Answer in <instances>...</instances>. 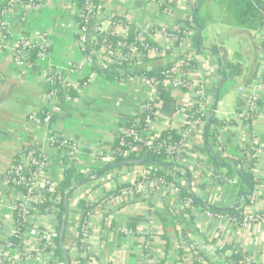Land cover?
<instances>
[{
	"label": "crops",
	"instance_id": "0c3cea01",
	"mask_svg": "<svg viewBox=\"0 0 264 264\" xmlns=\"http://www.w3.org/2000/svg\"><path fill=\"white\" fill-rule=\"evenodd\" d=\"M3 1L0 0V5ZM38 1L41 6L28 8L23 20L13 12L4 17L10 39L2 42V49L6 51L0 50V251L4 250L14 230L15 203L23 197L5 181L4 174L14 155L25 148L46 154L49 160L43 177L59 181L64 165L50 143L51 136L58 134L76 145L78 170L89 174L102 167L100 156L103 151H111L119 124L131 121L142 112V105L151 94L150 87L138 78L109 81L91 74V64L77 40V24L72 13L75 0ZM98 1L106 13L114 12L134 24L157 16L147 0ZM177 6L179 11L184 10L182 2ZM202 8V15L209 18L203 31L205 46L226 52L231 61L243 67L244 75L219 85L224 80L218 62L209 53L196 55L197 68L188 73L191 87L187 92L172 91L166 101L157 103L156 120L150 124L149 132L158 135L168 127H184L185 111L194 102L199 86H203L206 106L211 112L215 109L213 114L218 120L228 122L219 128L220 145L215 144L212 131L208 140L217 157L231 165L221 169L223 174L230 172L229 181L220 184L213 169L204 165L203 173L201 170L191 172L188 185L194 195L211 206L235 209L240 199L242 201L237 187L242 175L240 166L230 163L240 157L247 164L250 162L240 148L264 151V94L257 97L252 119L243 122L236 119L238 112L248 109L252 84L258 74L264 72V51L255 32L224 24L222 11L212 0L206 1ZM108 27L106 24L105 29ZM43 34L50 53L38 62L39 70L24 69L16 64L12 55L16 42L20 39L36 42ZM157 43L164 45L166 40L159 37ZM167 61L169 59H158L150 65L154 68ZM53 67L64 70L75 67L68 74V80L78 93L77 99L60 105L57 110L44 89L46 75ZM87 78L88 84L81 86L80 82ZM46 109L53 113L48 123L37 124L30 120L32 115ZM207 142L205 129L199 126L190 139L184 163L192 167L203 164L208 159ZM139 171V167H120L73 193L64 244L70 250L71 263L48 259L47 264H82L81 258L86 254L92 264H176L183 241L204 252L209 264H224L223 258L228 259L232 253L247 255L254 264H264V222H246L237 227L228 217L212 215L200 207H193L190 216L176 195L159 186L127 205L111 206L108 197L118 186L132 184ZM252 173L257 185L253 192L254 204L249 210L264 211V158L256 163ZM81 200L93 203L85 253H80L76 246V229L82 218ZM55 224V219L48 216L30 218L24 245L38 250L42 234H53ZM46 258L42 256L39 260L18 264H45L43 259Z\"/></svg>",
	"mask_w": 264,
	"mask_h": 264
},
{
	"label": "trees",
	"instance_id": "16d2710c",
	"mask_svg": "<svg viewBox=\"0 0 264 264\" xmlns=\"http://www.w3.org/2000/svg\"><path fill=\"white\" fill-rule=\"evenodd\" d=\"M208 0H202L201 5L198 11V21L200 26L202 27V34L197 44V39L194 37V52L196 55L198 54H205L209 53L217 62L218 60L221 61L222 67L220 68V73L223 79V70L226 73L227 81H232L235 78H239L244 75V69L239 63H235L231 61L226 52H223L218 47H211L210 49L205 46V37L203 31H205L207 26L208 17H204L201 13L202 6ZM216 3L222 10V18L224 24L229 27L243 29L251 32L257 33L263 23H264V0H212ZM15 3L19 6L23 5H31L33 7L41 6V2L38 0H4L3 3L0 5V35L4 36L5 40L10 39L9 29L6 26H3V16L5 12L14 7ZM192 5L195 6V0H192ZM101 3L98 0H75V7L80 12V15H75L74 20L76 21L77 28L79 27H87L88 32L95 34V27L97 26L94 20L95 17L98 15L99 7ZM25 9V8H24ZM25 11L21 14V20L24 19ZM193 24L186 21V25L189 28H194L197 31V24L195 23V18L193 19ZM124 24L129 25L130 32H129V40L133 41L136 35V27L132 24H128L124 21ZM193 25L194 27H191ZM185 29H179L178 32L175 34L177 35L178 40L176 41V45L178 46L183 39ZM106 35H100L99 40L103 41ZM78 39V35H77ZM117 37H111V41L117 40ZM153 46V45H152ZM155 46V45H154ZM2 43L0 42V50L5 52V49H2ZM19 50L20 47H16L13 52V60L17 64L19 62ZM94 50V44L86 43L85 49L83 54L85 57L91 59V74H98L109 81H121L122 79L126 78H136V77H143L146 79L156 78L160 82L159 86L157 87V97L156 103H160L161 101H166L170 96V91H167L163 88V83L166 80H174L172 75V68L174 67V62H165V64L154 66L152 70H146L143 67L141 68H127V67H110L109 70H112L113 73L110 74L108 72L103 71V67L99 66L96 59L92 58V51ZM41 53L49 54L50 48L49 46H40L35 45L33 50L27 55L24 62H22L26 67L31 66L35 70H39V66L37 61ZM169 53V52H168ZM144 60L147 61L148 59L144 56ZM189 69H196L197 65L194 61H189L188 63ZM220 67V66H219ZM75 68V67H73ZM56 72V68L51 69L50 77H53L54 73ZM118 72L119 74H116ZM264 77V73H263ZM2 75H0V79ZM221 79V80H222ZM89 78L84 79L80 82L81 86H85L88 84ZM184 87L182 91H185L189 82L186 79H183ZM221 82V81H220ZM251 82V81H250ZM223 83V82H222ZM222 83H219L222 84ZM45 93L50 95L55 93L57 101L59 104H63L65 101L66 93L70 94L72 99L78 98V93L74 88H71L67 91L66 87L56 79H54L53 83L44 84ZM54 105V110L59 109L60 105ZM198 107H194L189 111H186L188 116L189 122L195 121L197 118L200 117V114L197 112ZM50 113L49 111L42 110L36 115L37 118L43 120L46 115ZM152 117L154 118L153 112L151 110L145 111L143 113L138 114L135 119L137 122H121L119 124L118 131L114 134L113 139V146L111 147V153H113L114 159L105 165L102 168H97L96 170L92 171L88 177L86 174L80 172L78 170V165L76 160H73L71 163L68 162V157L63 158V175L61 179L57 182V186L55 188H51V183H47V186L43 190L44 199L40 202L33 203L32 211L30 212V216H35L36 212L38 211L42 215H55V228H56V236L53 240L52 244H47L46 241H43L39 246L38 250L35 252H30V256L32 258L37 257L38 253L46 254L50 253L53 254L56 262H67L71 263L70 259V250L64 246L66 236H67V226H68V219L66 222V227L63 229L62 223L65 220L66 208L69 217V210H70V200L72 199L73 193L81 188L82 186L90 183L93 179L90 176L98 178H102L107 174L113 172V170L124 167H145L148 171L145 177L139 176L137 180L132 184H124L118 186L115 191L112 193H117L122 188H130L132 190H136L137 184L141 181H148V182H155V181H164L165 184H175L174 177H191V171L188 167L179 163V157L176 154H170L168 152L169 146L177 147L181 145L185 138L179 133V131L175 128L167 129L160 132L154 140V147L151 149L146 147L143 143L135 142L129 134L134 132H139L143 129L149 130V124L147 122V118ZM227 121L218 120V118L213 115L210 111L209 119L207 121L205 129V136L208 146V159L203 163L195 167L197 170H201L203 173L204 165L208 168H212L213 172L218 179L220 184L226 183L229 181V173L223 174L222 170L224 166L230 167L231 165H227L221 159L217 157V155L212 151L211 144L209 142L208 135L212 131L214 136H219V128L227 125ZM127 129L128 133H124L123 130ZM54 136H58L55 141L51 142L52 147L56 148L57 151L60 153L62 151V146L64 140L58 134H53ZM164 143L163 146L159 147L160 144ZM130 146L136 147V151L130 153V155L125 156L124 152L129 150ZM239 148V147H238ZM244 155H247L248 152L251 153L250 162L247 164L243 161V158H237L233 160L230 164H237L240 166L241 180L237 181L238 193L239 196L242 197L241 206L238 209H222L215 206H211L207 201L202 200L201 198L197 197L193 194L191 186L188 185V181L185 185L179 186V194L178 200L180 204L184 206V210L186 213H189L192 216V208L193 207H200L212 215L215 216H225L228 217L232 222L238 227L241 226L245 221L244 216V207L252 204L253 193L250 195L248 194L249 191L255 190L257 185V180L252 173V170L255 168L256 163L260 160L258 156H256V152L250 149L246 151L244 148H240ZM32 154V156L40 161L44 162L47 160V155L40 154V153H33L30 148H25L22 152H19L14 155L11 166L5 172V181L7 183L19 190L22 194H26L29 189V182L33 175L36 173L35 165L30 166V171L23 174L24 182L20 185H17L18 177H12L9 175V171L19 165V160L25 156ZM106 151L102 152L100 158L106 155ZM244 166H247L244 169ZM203 170V171H202ZM154 189V188H153ZM70 190H72L70 192ZM70 192V193H69ZM139 195V194H137ZM18 203V202H16ZM190 203V207H187L186 204ZM79 210L82 213L81 222L76 229L77 239H76V246L80 253H85V244L82 243L81 238L84 236V231L88 226L89 216L93 211V207L89 206L84 200H81L79 204ZM175 222L177 223V218L175 217ZM25 218L21 214L20 210L17 208L14 211V230L11 235L8 236V244L5 247L6 250L11 248H17L21 253V256L25 258L26 251L23 249V235L25 232ZM62 230H64V234H62ZM198 252L199 258H204L207 262H209L208 256L204 252ZM183 254L184 251L182 248L179 249L176 264H181L183 262ZM89 256H85V258H81L82 264H87ZM229 264H240L241 262V255L239 253H232L228 257ZM163 264V263H162ZM165 264V263H164ZM198 264V263H197Z\"/></svg>",
	"mask_w": 264,
	"mask_h": 264
},
{
	"label": "built area",
	"instance_id": "2783aa9c",
	"mask_svg": "<svg viewBox=\"0 0 264 264\" xmlns=\"http://www.w3.org/2000/svg\"><path fill=\"white\" fill-rule=\"evenodd\" d=\"M147 1L153 6L155 10L154 12L157 13V16L155 19L150 18L149 20H145L143 22H140L139 24L136 23L137 21L135 22L136 24H134L131 21L127 20L124 16H120L114 12L106 13L104 7L101 5L98 10V15L95 17L94 20L95 22H93L97 25L94 29L95 34L88 32L87 27L78 26L77 40L80 44V47L82 48V51H84L86 43L93 42L94 50L92 51V56H93L92 58L96 59L99 66L106 69H109L110 67H127V68L143 67L146 70H152L153 67L150 65V62L158 59H169V62L175 63L174 67L172 68V75L174 77V80H166L162 84L163 88L170 92L183 90L184 87L183 79H186L189 82V84L186 87L187 89L185 90V92H187V90L191 87V82L188 79V73L190 71L188 67V63L189 61H194L196 56L194 52V42H193L194 37H196V30L194 28H189L185 22L188 21L190 22V24H193L195 6L192 5V0H147ZM179 2L183 3L184 10L182 11H179L178 9L177 4H179ZM38 7L40 6L37 7H33L31 5L19 6L17 3H15L13 8L5 12L2 18L3 26L8 27L9 29V25L4 19L7 13L10 12L16 13L21 18V14L23 13V11L26 12L28 8H38ZM72 13L74 16L80 15V12L75 7V1H74ZM124 21L136 27V35L133 41L129 40L130 27L129 25L124 24ZM106 24H108L109 26L108 29H105ZM191 27L194 26L191 25ZM179 29H185V30H184L183 39L181 40L180 44L177 46L176 41L178 40V38L175 33L178 32ZM100 35H106L103 41L99 40ZM112 36L117 37L118 39L115 41H111ZM256 36L261 44L262 50L264 51V23L261 29L256 33ZM159 37L165 38L166 43L164 45H159L157 43ZM3 41L6 40L4 36L0 35V42L2 43ZM35 45L48 47L46 35L45 34L41 35L36 42H32L27 39H20L16 42V46L14 50L16 49V47H20V50L18 52L20 58H19V62L17 63L20 67L24 69L32 68L31 66L26 67L23 62L27 57V55L33 50ZM144 56L148 59L147 61L144 60ZM46 57L47 54L41 53L37 61V64L40 60ZM86 60L91 63L90 58L86 57ZM71 70H73V68ZM71 70H67V69L64 70L57 67L53 77L49 76L51 71L46 75L45 84L53 83L54 79L57 78V80H59L63 84V86L66 87L67 91H69L71 88H74L73 85L68 80V74L71 72ZM263 73L264 72H260L257 76L256 81L252 84V95L249 101L247 102L249 107L246 111H241L237 113L236 119L238 121L243 122L253 118L254 115L253 113L256 108V104L258 102L257 97L260 96V94H264ZM136 78H138L141 81H144L151 89L150 97L144 102V104L142 105V112H140L143 113L148 110H151V112H153L154 118L152 117L147 118V122L150 126V124L156 120V116H157L156 114L157 103L155 100L158 94L157 87L159 86L160 82L156 78H152V79H146L143 77H136ZM48 98L51 100V104L53 105V107L54 105L59 104L55 93L48 95ZM73 100L74 99L70 97V94L66 93L64 103H69L72 102ZM194 107H198L197 112L200 114V117L193 122H189L188 116L186 114L187 122L184 125V127L178 129L175 128L179 131V133L183 136V138H185V141H183L181 145L177 147L169 146L168 148V152L172 155L176 154L179 157V163L188 167L191 172L193 170H197L195 169L196 166L192 167L186 165L184 163V154L190 147V139L195 129L198 128L199 126L203 127L204 129L210 115L209 107L206 106V92L204 90V87L201 85L198 88L197 96L194 99V102L186 111H189ZM52 114H53L52 112L48 113L43 120L37 118L36 115H32V117H30V120L37 124H45L51 120ZM131 122H137V120L134 118L131 120ZM167 129H172V127H168L164 130ZM123 132L128 133V130L124 129ZM129 135L130 137H132V139L135 142L143 143L146 147L150 149L154 147V140L157 137V135L150 134L148 129H143L140 130L139 132H134ZM57 137L58 136L56 135L55 136L52 135L50 138V143L52 141H55ZM63 140L64 143L62 146V151L60 153L58 152L60 156V160L63 163V158L68 157V162L71 163L73 160H76L78 148L76 147V145H74V143L66 139ZM214 141L216 145H220L222 143V141L218 136L217 137L214 136ZM163 145L164 143L160 144L159 147ZM135 151H136V147L130 146L129 150L124 152V155L128 156L130 155V153H133ZM32 152L35 153L33 150ZM256 156H258L260 159L264 158V151L260 150L259 152H256ZM247 157L248 158L251 157L250 152H248ZM113 159H114L113 153H111V151L108 152L104 157L101 158V166L107 165ZM48 160L49 157H47L46 161L40 162L36 160L32 156V154H29L28 156L21 158L19 160V165L13 167L9 171L10 176L19 178L17 181V185H20L25 180L23 174L30 171V166L32 165L37 166L36 167L37 171L29 182V189L27 193L23 194L22 199L20 201H17L18 203H15L16 205L15 209L18 208L21 214L23 215V217L25 218V222H26L25 231H26L27 223L30 220V218H34L36 216L37 217L48 216L55 219L54 214L42 215L38 211H34L36 212L35 216H30V212L33 209L32 208L33 203L43 201L44 199L43 190L47 186V183H51V188H55L57 186L58 181H54L43 177L44 172L47 170ZM139 168L140 171L136 176L134 182L137 180L139 176L145 177V175H147L148 173L145 167H139ZM89 174H86V177H88ZM90 177L93 180L96 179V177L94 176H90ZM176 177L177 176L174 177L175 184L173 183L168 185L165 184L164 181L148 182L143 180L137 184V188L135 191L130 188H122L117 193L115 194L113 193L108 197L110 198L109 199L110 205L111 204L116 206L127 205L128 203L139 199L142 195L152 193L153 190L156 188V186L167 189L171 193L176 195V197H178L179 194L178 187L185 185L187 182L184 178H178V177L176 178ZM253 204H254V197L252 198V204L244 207L245 221L243 224H245L246 222H254V223L264 222V211L250 212L249 207H252ZM88 205L92 207L93 203L91 204L88 203ZM189 205L190 203L186 204L187 207H190ZM87 234H88V228L86 227V230L84 231V236L83 238H81L82 243H86ZM55 236H56V231L48 236L45 233H43L40 242L42 243L43 241H46L47 244H52ZM22 246L23 249L26 251L25 258L21 256V253L17 248H11L9 250H6L4 248V250L0 251V264H18L21 261L30 262L34 260H39L40 258H42V256L47 257L45 260L43 259V262L45 264H47L48 259L55 260L53 254L50 253H46V254L38 253L37 257L32 258L29 253L35 252L36 249H33L32 247L29 246H25L24 242ZM182 249L184 251V254H183V262L181 264H197V263L209 264L204 258L198 257V252L196 251V249H194L193 246L187 243V241L186 242L183 241ZM240 255H241L240 264H254L252 259H250V257H248L247 255H243V254ZM223 261L224 264H229V259L223 258ZM87 264H92V263L88 261Z\"/></svg>",
	"mask_w": 264,
	"mask_h": 264
},
{
	"label": "water",
	"instance_id": "95a60500",
	"mask_svg": "<svg viewBox=\"0 0 264 264\" xmlns=\"http://www.w3.org/2000/svg\"><path fill=\"white\" fill-rule=\"evenodd\" d=\"M201 1L202 0H195V3H196V5H195V7H194V18H195V23L197 24V31H196V39H197V44L199 43V40H200V38H201V34H202V27L200 26V24H199V21H198V11H199V8H200V5H201ZM218 64H219V66H220V68L222 67V64H221V61L220 60H218ZM103 71L104 72H108V73H110V74H112L113 73V71L112 70H109V69H106V68H104L103 69ZM116 74H119L118 72H116ZM222 74H223V83H225L226 81H227V77H226V73H225V71L223 70V72H222ZM223 83L221 84V85H223ZM215 110V109H214ZM214 110H213V112H212V114L214 113ZM214 115V114H213ZM190 181H191V179H190V177H189V183L188 184H190ZM72 190H70V192H71ZM69 192V193H70ZM253 193V191L251 190L248 194H252ZM240 206H241V199H240V201H239V203L236 205V207H234L235 209H238V208H240ZM67 209L68 208H66V214H67V216H66V218H65V220L63 221V223H62V227H63V229L66 227V222H67V219H68V212H67ZM62 234H64V230H62Z\"/></svg>",
	"mask_w": 264,
	"mask_h": 264
},
{
	"label": "rangeland",
	"instance_id": "374dc122",
	"mask_svg": "<svg viewBox=\"0 0 264 264\" xmlns=\"http://www.w3.org/2000/svg\"><path fill=\"white\" fill-rule=\"evenodd\" d=\"M213 4H215V5L217 6V8H219V9L221 10V8H220L216 3L213 2ZM202 9H203V8H202ZM221 11H222V10H221ZM201 13H202V11H201ZM206 27H207V26H206ZM231 42L233 43L234 41H231ZM233 45H235V44H233ZM102 167H104V166H102ZM102 167H101V168H102ZM96 169H97V168H96ZM96 169H95V170H96Z\"/></svg>",
	"mask_w": 264,
	"mask_h": 264
}]
</instances>
